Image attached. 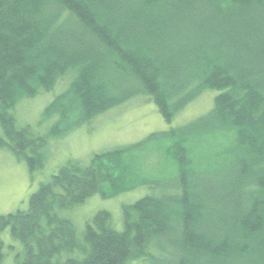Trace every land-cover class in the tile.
I'll use <instances>...</instances> for the list:
<instances>
[{
  "label": "trees",
  "instance_id": "trees-1",
  "mask_svg": "<svg viewBox=\"0 0 264 264\" xmlns=\"http://www.w3.org/2000/svg\"><path fill=\"white\" fill-rule=\"evenodd\" d=\"M70 73L46 111L59 114L56 136L140 94L171 123L205 90L220 92L207 114L89 165L71 161L31 194L28 210L0 214V234L10 227L24 245L16 264L159 263L153 249L171 251L167 264H264V0H0V147L32 175L47 139L19 126L13 110ZM220 133L232 136L223 157L194 168L187 141ZM164 141L178 160L174 179L138 174L135 153ZM142 184L156 191L123 207V231L101 210L81 240L56 212ZM2 249L0 239V264Z\"/></svg>",
  "mask_w": 264,
  "mask_h": 264
},
{
  "label": "rangeland",
  "instance_id": "rangeland-1",
  "mask_svg": "<svg viewBox=\"0 0 264 264\" xmlns=\"http://www.w3.org/2000/svg\"><path fill=\"white\" fill-rule=\"evenodd\" d=\"M73 77L72 73L64 75L51 90L40 89L35 95L17 101L13 110L17 124L21 127L30 126L36 134L46 137L47 146L44 150V165L35 171L34 175L25 160L18 159L9 147H0L1 215L28 210L31 194L39 189L41 183L50 181L52 176L69 162L80 161L89 165L96 153L139 142L155 132L186 125L210 112L214 107L215 97L220 92L216 89L205 90L180 111L171 123L164 119L150 96L140 94L99 114L90 122L64 135L56 136L51 130L54 125L60 123V117L57 113L47 114V107L57 95L69 87ZM0 134H3L1 124ZM231 138V133H220L189 139L186 144L192 166L196 169L214 166L223 157ZM167 142L151 144L147 149L135 153L134 165L138 174L155 180L174 179L178 171V160L167 155ZM155 191L147 184H142L115 196L103 197L101 194H95L82 204L68 209L57 208L56 212L73 221L78 237L83 240L86 226L101 210L110 212L113 227L123 231V207ZM0 239L3 242V264H16L21 261L24 245L12 237L10 227L1 232ZM152 252L158 257L159 263L144 257L132 260L129 264H167L166 261L170 259L171 251L168 249H153ZM81 254L77 250L64 253L61 257L65 260Z\"/></svg>",
  "mask_w": 264,
  "mask_h": 264
}]
</instances>
